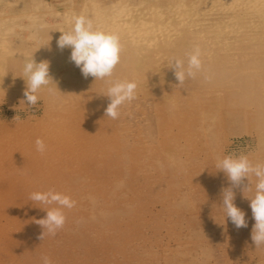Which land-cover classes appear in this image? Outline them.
<instances>
[{
    "label": "rangeland",
    "instance_id": "1",
    "mask_svg": "<svg viewBox=\"0 0 264 264\" xmlns=\"http://www.w3.org/2000/svg\"><path fill=\"white\" fill-rule=\"evenodd\" d=\"M263 6L0 0V264H43L44 256L51 264H264L245 198L255 177L245 196L247 179L233 189L248 222L237 229L222 207L230 182L216 168L229 154L264 163ZM79 15L119 35L111 77L84 78L71 49L58 48ZM197 45L202 70L177 86L171 61L186 65ZM32 57L49 62L56 85L42 88L30 109L22 76ZM117 80L135 81L136 99L112 119L105 95ZM49 189L75 206L63 209L64 227L41 240L35 221L57 205L30 195Z\"/></svg>",
    "mask_w": 264,
    "mask_h": 264
},
{
    "label": "clouds",
    "instance_id": "2",
    "mask_svg": "<svg viewBox=\"0 0 264 264\" xmlns=\"http://www.w3.org/2000/svg\"><path fill=\"white\" fill-rule=\"evenodd\" d=\"M61 32V31H60ZM57 46L63 50L70 48V61L80 68L84 78L92 76L95 80H103L113 75L115 67L120 62L122 44L118 34L98 29L94 26L91 18L85 15L74 17L73 26L67 32H61L57 40ZM202 52L200 47L194 46L187 54V64L181 59H173L170 69L181 86L189 78H195L202 70ZM22 78L26 82L24 90L25 105L32 109L40 102L38 95L42 88L52 89L49 85L55 84L50 75V64L48 61L37 62L33 57L26 59L23 66ZM56 85V84H55ZM58 89V88H57ZM137 84L135 81H113L107 89V96L110 103L105 109V116L118 119L120 109L125 103L136 99ZM37 151L43 153L46 145L42 139L36 140ZM218 171H222L230 182V187L222 189V207L225 217L230 219L235 228H246L248 222L246 214L238 208L235 203L234 188H240L245 179L248 185L244 186L243 195L246 191H253L251 178L255 177L254 194L251 197L245 196L250 201L252 217L255 224L251 233V240L255 248L264 246V163H253L246 154H229L219 159L216 163ZM30 200L44 205H57L46 210V216L35 222L43 229L40 239L45 235L55 236L57 231L62 229L66 223V216L63 209H71L75 206L69 196L54 189L45 192H33ZM43 264H51L49 257H42Z\"/></svg>",
    "mask_w": 264,
    "mask_h": 264
},
{
    "label": "bare ground",
    "instance_id": "3",
    "mask_svg": "<svg viewBox=\"0 0 264 264\" xmlns=\"http://www.w3.org/2000/svg\"><path fill=\"white\" fill-rule=\"evenodd\" d=\"M253 1H254V0H253ZM90 4H91V3H90ZM251 6H252V5H251ZM263 7H264V6H263ZM44 8H45V7H44ZM249 8H250V7H249ZM42 10H43V9H42ZM45 10H47V9H45ZM69 10H70V9H69ZM51 13H52V12H51ZM51 13H50V14H51ZM53 13H54V12H53ZM55 13H56V12H55ZM48 15H49V14H48ZM52 15H54V14H52ZM52 15H51V16H52ZM54 16H55V15H54ZM52 17H53V16H52ZM102 19H103V17H102ZM177 50H178V49H177ZM246 85H247V84H246ZM246 88H247V87H246ZM8 142H9V141H8ZM16 145H17V144H16ZM8 146H9V145H8ZM5 147H6V146H5ZM15 147H16V146H15ZM24 149H25V148H24Z\"/></svg>",
    "mask_w": 264,
    "mask_h": 264
}]
</instances>
